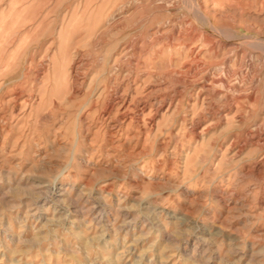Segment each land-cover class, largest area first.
<instances>
[{"label": "rangeland", "instance_id": "374dc122", "mask_svg": "<svg viewBox=\"0 0 264 264\" xmlns=\"http://www.w3.org/2000/svg\"><path fill=\"white\" fill-rule=\"evenodd\" d=\"M0 264H264V0H0Z\"/></svg>", "mask_w": 264, "mask_h": 264}]
</instances>
